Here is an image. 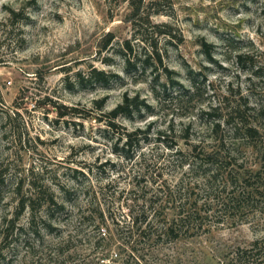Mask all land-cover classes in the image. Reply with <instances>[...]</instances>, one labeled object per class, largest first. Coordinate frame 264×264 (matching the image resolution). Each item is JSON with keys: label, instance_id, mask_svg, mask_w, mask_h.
<instances>
[{"label": "rangeland", "instance_id": "1", "mask_svg": "<svg viewBox=\"0 0 264 264\" xmlns=\"http://www.w3.org/2000/svg\"><path fill=\"white\" fill-rule=\"evenodd\" d=\"M140 1L150 17L135 23L126 0H0V264H226L264 236L260 217L209 218L194 235L149 248L126 245L111 223L102 225L97 198L107 193L113 218L124 220L130 209L116 198L142 169L138 157L119 155L124 141L108 127L107 113L125 94L143 105L116 123L151 128L138 150L151 163L173 162L172 138L188 151L177 139L188 128L191 143L211 142L212 124L237 106L264 128V0ZM125 40L137 52L158 49L161 82L164 67L176 82L167 95L152 91L156 71L141 80L126 74ZM93 68L123 80L78 81ZM158 132H168L167 143ZM242 152L257 161L253 149ZM163 173L172 189L183 174L169 164Z\"/></svg>", "mask_w": 264, "mask_h": 264}, {"label": "trees", "instance_id": "2", "mask_svg": "<svg viewBox=\"0 0 264 264\" xmlns=\"http://www.w3.org/2000/svg\"><path fill=\"white\" fill-rule=\"evenodd\" d=\"M136 1L126 0L133 9L131 16L135 23L144 19V15L149 20V13L144 14L141 4ZM113 41V34H108L105 48H112ZM118 47L125 63L126 74L135 73L136 79H144L149 68L151 73H158L159 67H163V57L154 46L150 52H137L131 40H125ZM163 72L168 79L167 83L161 82L159 73L151 81L156 97L167 95L169 84H176L166 67ZM78 77L79 82L87 78L103 85H109L115 79L123 80L118 74H110L97 68H93L85 77L82 74ZM105 104L106 100L103 99L99 107L103 109ZM141 105L143 104L139 102L137 95L132 97L125 94L122 103L107 113L108 127L114 133H119V141H124L122 149L116 151L129 162L137 163L138 157L142 169L141 173L131 179V188L120 192L116 198L130 209V214L127 218L124 217V220L113 218L110 204L105 197L107 193H101L102 198H97L102 225L111 223L118 238L126 245L150 248L158 243L177 241L183 234L194 235L190 232H199L209 218L216 219L217 223H222L227 218L234 224L243 223L249 217H260L264 221V141L261 139L264 128L259 122L255 120L254 123L248 117L247 111L237 106L212 124L211 142L191 143L188 128L184 130L182 137H177L186 141L189 149L184 151L178 141L172 138L171 144H166V149L171 152L173 158V162L168 164L183 173L173 185L174 189L177 188L174 190L164 179L163 171L168 164L140 159L143 154L142 150H138L145 141H149L151 128L129 132L116 123L121 117L132 118L135 112H140ZM145 107L151 110L148 104H145ZM257 111L263 119L264 108ZM222 125H225L224 129ZM221 132H227L229 138L219 136ZM167 133L158 132V142L167 143ZM140 135L142 137H139ZM249 148L257 153V161L254 164H251L246 158L247 154L242 152ZM160 181L164 186L155 189ZM129 202H132V205ZM168 210L178 211L176 217H169L166 214ZM227 261L226 264H264V236L249 247L237 248Z\"/></svg>", "mask_w": 264, "mask_h": 264}]
</instances>
